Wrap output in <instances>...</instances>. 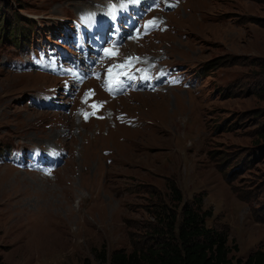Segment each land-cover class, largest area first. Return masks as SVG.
I'll return each instance as SVG.
<instances>
[{"label": "rangeland", "instance_id": "rangeland-1", "mask_svg": "<svg viewBox=\"0 0 264 264\" xmlns=\"http://www.w3.org/2000/svg\"><path fill=\"white\" fill-rule=\"evenodd\" d=\"M108 1L0 0V151L67 154L50 176L0 164V260L99 264L100 254L144 250L165 215L181 212L171 183L184 202L202 194L213 211L206 224L227 231L233 262L264 250V0H176L152 14L158 33L120 47L119 59L138 57V67H177L188 88L112 99L90 80L59 97L64 112L35 109L32 94L66 84L9 62ZM94 104L103 109L83 120Z\"/></svg>", "mask_w": 264, "mask_h": 264}, {"label": "trees", "instance_id": "trees-1", "mask_svg": "<svg viewBox=\"0 0 264 264\" xmlns=\"http://www.w3.org/2000/svg\"><path fill=\"white\" fill-rule=\"evenodd\" d=\"M21 27L19 37L24 35ZM171 203L181 207L165 215V230L154 229L152 243L144 250L129 253L116 252L109 261L104 254L98 257L99 264H264V250L257 249L245 259L229 257L228 233L222 229L208 227L206 222L213 216L212 209H204L203 196H194L184 202L182 193L171 183ZM164 235V239L161 235ZM155 236H159L155 238ZM237 249V246H233ZM0 264H6L0 260ZM82 264H91L84 260Z\"/></svg>", "mask_w": 264, "mask_h": 264}, {"label": "snow or ice", "instance_id": "snow-or-ice-1", "mask_svg": "<svg viewBox=\"0 0 264 264\" xmlns=\"http://www.w3.org/2000/svg\"><path fill=\"white\" fill-rule=\"evenodd\" d=\"M134 2H138V0H134ZM114 11H115L114 9H110V13L109 14H113ZM144 27H145V30L147 31L150 28L156 27V23H155V21H150ZM114 55H118V52H113V51H110L108 49H105V56L106 57H110V56H114ZM133 59H136V58H129L128 61H126V65L129 64V63H131V61ZM126 65H119V66H114V67H116V68H123ZM110 71H111V69H110ZM87 96H88V94H86V96H85V102L87 100ZM93 107H95V106H93ZM92 114H94V113H92ZM87 118H88V114H85V119H87Z\"/></svg>", "mask_w": 264, "mask_h": 264}, {"label": "bare ground", "instance_id": "bare-ground-1", "mask_svg": "<svg viewBox=\"0 0 264 264\" xmlns=\"http://www.w3.org/2000/svg\"><path fill=\"white\" fill-rule=\"evenodd\" d=\"M204 24L202 23V22H200V24H199V27L200 28H202V27H204L203 26ZM151 61H153V60H151ZM151 61H149V62H147V64H149ZM146 64V65H147ZM172 89H178V87H171ZM138 137L140 138V137H142V135H139V133H138ZM48 140V139H47ZM138 142V141H137ZM46 145V144H45ZM45 147V146H44ZM47 147V146H46ZM58 147V146H57ZM141 150H142V148H140ZM135 150V149H134ZM141 150H138V153H137V156L138 157H140V154L142 153V151ZM127 152V151H126ZM124 155V154H123Z\"/></svg>", "mask_w": 264, "mask_h": 264}]
</instances>
